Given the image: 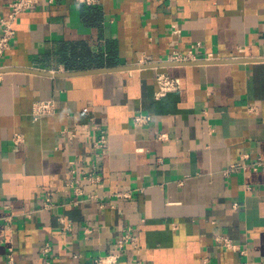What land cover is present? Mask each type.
Here are the masks:
<instances>
[{
	"label": "crops",
	"instance_id": "0c3cea01",
	"mask_svg": "<svg viewBox=\"0 0 264 264\" xmlns=\"http://www.w3.org/2000/svg\"><path fill=\"white\" fill-rule=\"evenodd\" d=\"M36 1L1 63L0 264H44L47 245L94 264L127 228L120 264H264V0ZM159 73L181 88L157 98Z\"/></svg>",
	"mask_w": 264,
	"mask_h": 264
},
{
	"label": "built area",
	"instance_id": "2783aa9c",
	"mask_svg": "<svg viewBox=\"0 0 264 264\" xmlns=\"http://www.w3.org/2000/svg\"><path fill=\"white\" fill-rule=\"evenodd\" d=\"M54 0H50L53 2ZM78 3L87 5V6H99L102 3V0H76ZM36 0H14L9 6V13L6 18L0 20V71L2 70V60L5 58L6 54L12 49L13 42L16 38V29L15 25L18 18L33 9L36 5ZM193 53L189 55H181L178 53H173L168 57L169 63H189L192 61ZM151 61L147 57H141L139 61L140 66L150 65ZM156 83L158 91L156 94L157 98L166 96L168 93L177 91L181 88V81L176 78H172L165 73H159L156 76ZM56 113V104L53 100L48 101H37L33 104L32 107V117L35 120L42 119L44 117L53 116ZM152 121V117L149 115H138L134 118V123L137 126L147 125ZM23 141V137L20 135L15 137V144L18 145ZM99 148L105 150L108 146V139L105 134H102L99 138ZM263 165V162L260 161L258 165L254 168L258 169V166ZM242 168V164L233 165L230 167V172H236ZM93 179V178H92ZM128 196V195H127ZM47 201V207H50V203ZM229 246V245H228ZM131 249H139L138 238L134 234L132 228H127L123 231V234L116 241L114 249H112L108 254L104 256H99L94 260V264H120L125 253ZM51 248L49 245L43 250V255L45 257L44 264H52L49 260V255ZM13 249H9V258L10 263H13L12 259Z\"/></svg>",
	"mask_w": 264,
	"mask_h": 264
},
{
	"label": "water",
	"instance_id": "95a60500",
	"mask_svg": "<svg viewBox=\"0 0 264 264\" xmlns=\"http://www.w3.org/2000/svg\"><path fill=\"white\" fill-rule=\"evenodd\" d=\"M221 62V61H218ZM210 62H201V63H168V65L174 66V65H190V64H208ZM217 63V62H215ZM160 65H147V66H141V68H153V67H158ZM129 69H137V68H133L130 67ZM125 70L124 68H117V69H104L101 71H91L89 73H83V74H94V73H109V72H120ZM0 73H2V71H0ZM65 76H72V75H65Z\"/></svg>",
	"mask_w": 264,
	"mask_h": 264
},
{
	"label": "trees",
	"instance_id": "16d2710c",
	"mask_svg": "<svg viewBox=\"0 0 264 264\" xmlns=\"http://www.w3.org/2000/svg\"><path fill=\"white\" fill-rule=\"evenodd\" d=\"M85 58H89V55L88 56H86ZM88 60V59H87ZM95 61H98L99 62V58L98 57H96V59H95ZM98 62L96 63V64H98ZM85 63V64H84ZM67 67L69 68V69H75V68H88V67H90V65L86 62V61H80V63L78 64V65H70V64H68L67 65Z\"/></svg>",
	"mask_w": 264,
	"mask_h": 264
}]
</instances>
